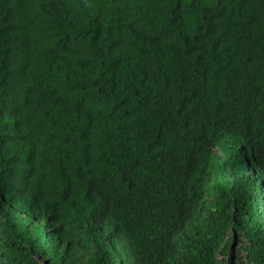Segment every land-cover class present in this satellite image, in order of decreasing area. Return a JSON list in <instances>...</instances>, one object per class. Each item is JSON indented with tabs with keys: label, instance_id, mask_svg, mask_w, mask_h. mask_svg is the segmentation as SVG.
Masks as SVG:
<instances>
[{
	"label": "trees",
	"instance_id": "1",
	"mask_svg": "<svg viewBox=\"0 0 264 264\" xmlns=\"http://www.w3.org/2000/svg\"><path fill=\"white\" fill-rule=\"evenodd\" d=\"M242 157L264 0H0V264H264Z\"/></svg>",
	"mask_w": 264,
	"mask_h": 264
},
{
	"label": "clouds",
	"instance_id": "2",
	"mask_svg": "<svg viewBox=\"0 0 264 264\" xmlns=\"http://www.w3.org/2000/svg\"><path fill=\"white\" fill-rule=\"evenodd\" d=\"M213 151L219 152V147L216 145L213 146ZM244 160L241 161L240 170L245 176H248V186L249 187H257L260 184H264V179H262L260 173L263 171L255 165L257 162V158H244Z\"/></svg>",
	"mask_w": 264,
	"mask_h": 264
}]
</instances>
